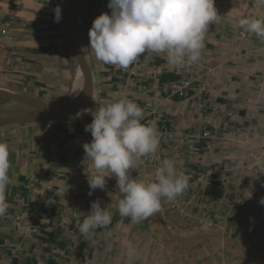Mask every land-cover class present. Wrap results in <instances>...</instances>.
Returning a JSON list of instances; mask_svg holds the SVG:
<instances>
[{
	"label": "crops",
	"instance_id": "1",
	"mask_svg": "<svg viewBox=\"0 0 264 264\" xmlns=\"http://www.w3.org/2000/svg\"><path fill=\"white\" fill-rule=\"evenodd\" d=\"M108 2L71 1L72 24L92 75L85 110L51 118L0 99V142L8 145L11 164L9 208L0 217V264H166L165 219L166 225L154 215L140 223L121 217L115 178H106L105 189L88 195L95 169L81 162L83 145L92 140L85 126L101 106L122 99L123 93L143 110L152 103L155 109L144 110L141 123L155 121L165 153L172 144L164 142L163 133L182 132L188 205L208 218L220 217L211 233H222L226 244L258 245L254 252L263 256L264 38L238 21L264 19V3L215 0L220 19L206 34L201 54L206 63L180 94L182 77L164 54L141 56L127 69L97 60L88 33ZM57 6L63 10L62 0H0V28L9 22L13 35L8 41L0 36V89L74 106L84 96V76L64 29L63 11L54 22ZM142 168L141 177L134 170L132 176L148 183L147 166ZM96 200L112 213V223L84 235L79 226ZM130 249L135 250L131 256ZM195 249L180 250L192 256ZM152 252L158 253L157 262L152 263ZM174 259L173 264H182Z\"/></svg>",
	"mask_w": 264,
	"mask_h": 264
},
{
	"label": "clouds",
	"instance_id": "2",
	"mask_svg": "<svg viewBox=\"0 0 264 264\" xmlns=\"http://www.w3.org/2000/svg\"><path fill=\"white\" fill-rule=\"evenodd\" d=\"M215 0H109V13L97 16L89 29L90 48L97 60L127 69L141 56L164 54L177 68L196 63L205 47L209 25L219 22ZM264 3V0H260ZM61 8L54 9V22L62 19ZM238 24L247 32L264 38V19L243 17ZM81 91H84L81 90ZM144 110L134 101L122 98L101 106L85 126L92 140L83 145L95 175L89 180V193L105 189L107 179L115 178L121 198L118 212L140 223L161 209L162 200L173 202L189 187V177L178 172L175 162L164 159L154 179L145 183L133 178L132 171L143 157L154 155L160 146L155 121L141 123ZM9 147L0 142V217L8 208L6 190L11 184ZM264 204V199L260 201ZM112 223V213L100 201L91 203L79 231L88 235L92 229ZM210 222L204 225L205 230ZM129 250V255L134 254Z\"/></svg>",
	"mask_w": 264,
	"mask_h": 264
},
{
	"label": "built area",
	"instance_id": "3",
	"mask_svg": "<svg viewBox=\"0 0 264 264\" xmlns=\"http://www.w3.org/2000/svg\"><path fill=\"white\" fill-rule=\"evenodd\" d=\"M108 3H106L103 7L104 13H109L110 9L108 8ZM0 36L4 40H11L13 38L10 24L9 22L5 23L0 28ZM206 63L205 57L201 56V58L194 64L186 67L177 68L172 65H170L173 69V71L180 75L182 77L181 86L178 90L180 94H182L183 89L190 85L192 80L196 78L200 73V68L204 66ZM123 98L131 99L128 95L125 93L122 94ZM158 97L154 98L152 101L153 104L158 103ZM152 104V103H151ZM150 103H147L144 106V110H150L155 109L151 107ZM152 114L155 116L156 119L160 118V113L157 110H153ZM153 121V120H152ZM149 122V121H147ZM209 132H205L204 136H208ZM182 132L181 131H168L163 133L162 138L164 142H171L172 147L170 149V152L165 153L163 151V148L159 146L158 151L154 155H149L146 157L141 158L143 163L139 164L136 169L133 171V175H136L137 177L142 176V166H147V173L149 177V182H151L154 179V173L157 167L161 166L164 159H171L175 162V166L178 172H183L185 175L188 176V166H187V160H185L181 155V148H182ZM81 162L85 163L86 165L91 164L92 162L90 160H86L85 153L81 157ZM141 165V166H140ZM142 168V170H141ZM200 209L208 208L207 205H201L199 207ZM161 209L169 212L171 215L174 216L175 219L179 222H184L187 226L191 227H197L202 230H205L204 225L210 222V227L206 231H211V229L214 227V223L217 219L220 217L217 216V219L208 218V216L199 214L195 209H191L188 205V189L177 199L173 202H168L167 200H162V206ZM30 226H27V229H30Z\"/></svg>",
	"mask_w": 264,
	"mask_h": 264
},
{
	"label": "rangeland",
	"instance_id": "4",
	"mask_svg": "<svg viewBox=\"0 0 264 264\" xmlns=\"http://www.w3.org/2000/svg\"><path fill=\"white\" fill-rule=\"evenodd\" d=\"M25 107V106H24ZM30 110V108H26ZM35 114L40 115L37 111ZM162 210V209H161ZM156 221L168 224L166 230L167 250L166 264H173L174 257H177L178 263L182 264H261L264 263V255L258 256L254 251H259L260 246L252 244H226L222 241V233H211V231L202 230L191 226H179L173 215L163 209L154 214ZM166 225V224H165ZM236 234V233H231ZM195 246L196 249L192 256L188 252H182L180 249ZM176 248L179 250L176 251ZM252 251V254L247 252ZM158 253L152 252V263L157 262ZM183 258V259H182ZM177 264V263H176Z\"/></svg>",
	"mask_w": 264,
	"mask_h": 264
},
{
	"label": "water",
	"instance_id": "5",
	"mask_svg": "<svg viewBox=\"0 0 264 264\" xmlns=\"http://www.w3.org/2000/svg\"><path fill=\"white\" fill-rule=\"evenodd\" d=\"M71 1L62 0L63 24L70 42L72 50L82 70L85 82V93L83 98L74 106L55 105L35 98L29 95L11 92L5 89H0V99H6L26 105L37 111L40 115L51 118H64L85 110L91 102L92 98V75L90 67L82 52L78 36L74 30L71 19Z\"/></svg>",
	"mask_w": 264,
	"mask_h": 264
}]
</instances>
